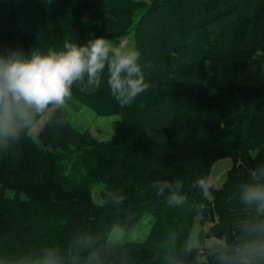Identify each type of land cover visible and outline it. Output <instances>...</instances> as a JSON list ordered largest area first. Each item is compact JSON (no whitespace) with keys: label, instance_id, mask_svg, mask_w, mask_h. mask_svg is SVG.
Masks as SVG:
<instances>
[{"label":"trees","instance_id":"16d2710c","mask_svg":"<svg viewBox=\"0 0 264 264\" xmlns=\"http://www.w3.org/2000/svg\"><path fill=\"white\" fill-rule=\"evenodd\" d=\"M131 32L149 83L131 105L105 74L93 93L74 87L62 125L57 112L0 153V264H37L48 250L59 264L94 251V264H219L211 246L257 215L239 194L264 163V0H0L4 50ZM84 106L117 116L109 139L73 125L69 108ZM224 158V181L204 197L195 180ZM157 179L181 180L187 203L157 196Z\"/></svg>","mask_w":264,"mask_h":264},{"label":"clouds","instance_id":"9594fccd","mask_svg":"<svg viewBox=\"0 0 264 264\" xmlns=\"http://www.w3.org/2000/svg\"><path fill=\"white\" fill-rule=\"evenodd\" d=\"M141 53L126 43L114 44L96 36L84 44L66 39L60 48L47 51L19 48L0 49V153L9 152L24 136H38L41 119L60 113L57 123L73 97L74 87L81 93L99 90L105 80L110 94L121 106H128L145 92L146 81ZM157 196H165L170 206L187 203L181 180L157 179L151 185ZM193 187L204 197L213 187L208 177H199ZM240 200L257 215L239 222L238 236L229 241L215 242L210 254L219 264H264V163L248 170ZM99 256L92 252L87 264ZM37 264H59L54 250L44 253Z\"/></svg>","mask_w":264,"mask_h":264},{"label":"rangeland","instance_id":"374dc122","mask_svg":"<svg viewBox=\"0 0 264 264\" xmlns=\"http://www.w3.org/2000/svg\"><path fill=\"white\" fill-rule=\"evenodd\" d=\"M150 0H148L149 2ZM142 12H140L135 17V24L136 22L139 23V19L141 18ZM143 15V14H142ZM155 17V16H154ZM147 18H152V15H148ZM232 19V17H231ZM154 21V19H153ZM223 21H217L208 26V28H217L219 25H221ZM136 27V26H135ZM139 27V26H138ZM149 27V26H148ZM226 32V31H225ZM133 33H130V36L124 37L121 42L126 43L130 46H133L136 43V39L132 35ZM226 34V33H225ZM207 38L203 39V44L207 43ZM155 46H158L154 44ZM74 110V111H73ZM69 113L71 117V121L73 125L75 124L77 128L79 129H85L88 128L98 139L107 140L110 138L112 134V125L113 121L116 119L117 116L113 114L108 115H98L95 114V112L86 106H84L80 110H75L73 108H69ZM48 117H45L44 119H41L38 125V132L42 125L46 122ZM74 125V126H75ZM231 164V160L229 158L220 159L217 162H215L212 167L211 171L209 173L208 178L211 180V183L214 187L218 188L221 186L222 182L224 181L226 170ZM97 188H99V185H96ZM198 229V225H195V228L192 232V234L189 237V245H195L197 242L196 239V230Z\"/></svg>","mask_w":264,"mask_h":264}]
</instances>
